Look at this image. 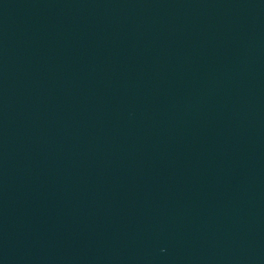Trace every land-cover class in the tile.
<instances>
[{
	"label": "water",
	"instance_id": "water-1",
	"mask_svg": "<svg viewBox=\"0 0 264 264\" xmlns=\"http://www.w3.org/2000/svg\"><path fill=\"white\" fill-rule=\"evenodd\" d=\"M0 264H264V0H0Z\"/></svg>",
	"mask_w": 264,
	"mask_h": 264
}]
</instances>
